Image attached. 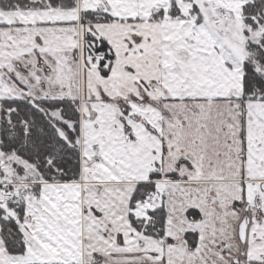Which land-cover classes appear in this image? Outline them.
Here are the masks:
<instances>
[{"label":"snow or ice","instance_id":"snow-or-ice-1","mask_svg":"<svg viewBox=\"0 0 264 264\" xmlns=\"http://www.w3.org/2000/svg\"><path fill=\"white\" fill-rule=\"evenodd\" d=\"M0 264H264V0H0Z\"/></svg>","mask_w":264,"mask_h":264}]
</instances>
